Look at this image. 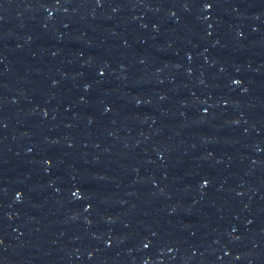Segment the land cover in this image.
Returning a JSON list of instances; mask_svg holds the SVG:
<instances>
[{"label": "water", "instance_id": "1", "mask_svg": "<svg viewBox=\"0 0 264 264\" xmlns=\"http://www.w3.org/2000/svg\"><path fill=\"white\" fill-rule=\"evenodd\" d=\"M264 75V0H0V264H132Z\"/></svg>", "mask_w": 264, "mask_h": 264}]
</instances>
